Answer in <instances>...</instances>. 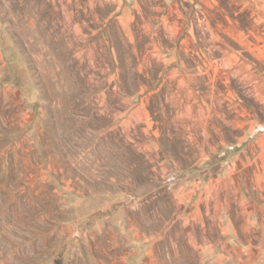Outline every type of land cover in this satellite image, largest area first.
<instances>
[{
    "label": "rangeland",
    "instance_id": "374dc122",
    "mask_svg": "<svg viewBox=\"0 0 264 264\" xmlns=\"http://www.w3.org/2000/svg\"><path fill=\"white\" fill-rule=\"evenodd\" d=\"M0 264H264V0H0Z\"/></svg>",
    "mask_w": 264,
    "mask_h": 264
}]
</instances>
